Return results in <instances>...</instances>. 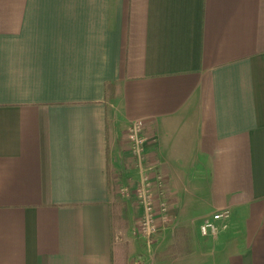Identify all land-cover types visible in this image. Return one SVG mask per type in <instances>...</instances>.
I'll return each instance as SVG.
<instances>
[{
  "label": "crops",
  "instance_id": "1",
  "mask_svg": "<svg viewBox=\"0 0 264 264\" xmlns=\"http://www.w3.org/2000/svg\"><path fill=\"white\" fill-rule=\"evenodd\" d=\"M135 120L170 203L155 263L264 264V0H0V264L149 255L112 190Z\"/></svg>",
  "mask_w": 264,
  "mask_h": 264
},
{
  "label": "built area",
  "instance_id": "2",
  "mask_svg": "<svg viewBox=\"0 0 264 264\" xmlns=\"http://www.w3.org/2000/svg\"><path fill=\"white\" fill-rule=\"evenodd\" d=\"M144 122L135 120L128 127V140L133 156L132 165L138 171L136 183H122L112 180V190L121 196H133L142 207V214L134 227V235L142 240L149 255L137 254L133 257V264H156L152 256L153 245L157 234L170 223V203L161 191L163 178L160 174L154 177L151 174L153 166L146 161L144 145L146 134ZM157 188V194L154 192ZM232 210L230 207L218 209L206 216L199 225L204 236H217L222 230L229 227ZM151 259H149V257Z\"/></svg>",
  "mask_w": 264,
  "mask_h": 264
},
{
  "label": "rangeland",
  "instance_id": "3",
  "mask_svg": "<svg viewBox=\"0 0 264 264\" xmlns=\"http://www.w3.org/2000/svg\"><path fill=\"white\" fill-rule=\"evenodd\" d=\"M127 135H128V132H127ZM115 197H117V198H119V195H116ZM124 196H121L120 195V198H123ZM130 197V196H129ZM119 198V199H120ZM125 198V197H124ZM122 199H120V201H121ZM120 205H121V207L122 208H124L125 207V209H126V202L125 201H121L120 202ZM127 224H128V222H121V225H125L124 226V228L125 229H127ZM229 226H230V223H229ZM124 229V230H125ZM136 252V254L135 255H137V253H138V251H137V249H135L134 250V248L133 249H129V246H125L124 248H123V255H124V261H125V263L127 262V258H128V256H129V254L131 255L132 253H135ZM158 256V255H157Z\"/></svg>",
  "mask_w": 264,
  "mask_h": 264
},
{
  "label": "trees",
  "instance_id": "4",
  "mask_svg": "<svg viewBox=\"0 0 264 264\" xmlns=\"http://www.w3.org/2000/svg\"><path fill=\"white\" fill-rule=\"evenodd\" d=\"M106 89H107V92L109 93V95L112 96L115 93V91H116L115 84L107 83Z\"/></svg>",
  "mask_w": 264,
  "mask_h": 264
}]
</instances>
